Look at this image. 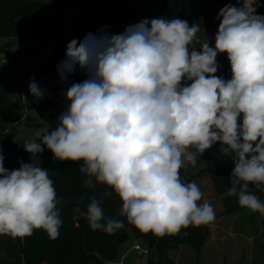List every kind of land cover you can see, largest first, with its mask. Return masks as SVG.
<instances>
[{
    "label": "clouds",
    "instance_id": "clouds-1",
    "mask_svg": "<svg viewBox=\"0 0 264 264\" xmlns=\"http://www.w3.org/2000/svg\"><path fill=\"white\" fill-rule=\"evenodd\" d=\"M237 2L220 9L214 47L205 37L199 51L204 29L179 18L144 19L120 34L100 30L71 40L59 77L66 82L79 66L88 78L67 88L54 130L14 135L30 163L10 171L0 154V235L23 240L43 230L59 237L61 200L39 160L45 147L54 160L80 163L84 187L110 189L90 197L86 210L83 198L73 209L93 231L124 228L101 206L113 193L119 215L143 233L163 237L213 222L214 207L201 203L202 190L185 182L181 169L195 167L197 154L218 142L234 165L221 199L237 197L241 207L264 215L253 191L264 192V15L256 14L257 0ZM221 53L230 62L228 80L216 75ZM28 87L37 101L44 97L34 78Z\"/></svg>",
    "mask_w": 264,
    "mask_h": 264
},
{
    "label": "trees",
    "instance_id": "trees-1",
    "mask_svg": "<svg viewBox=\"0 0 264 264\" xmlns=\"http://www.w3.org/2000/svg\"><path fill=\"white\" fill-rule=\"evenodd\" d=\"M227 4L240 7L237 0H160L157 18L171 20L179 18L186 20L191 26L198 23L204 31H215L219 27L218 13ZM57 5H65L78 10L90 23L91 33L97 34L100 30L108 34L123 33L127 26L134 25L147 19L142 0H0V38L22 37L29 29L36 35H45L48 30L58 31L64 26V19L54 16ZM256 14L264 15V0H257ZM114 9L116 12V28L112 33L107 20V13ZM201 31L198 35H200ZM198 51L200 50L197 49ZM37 53L36 49L23 50L20 54L10 55V64L0 66V131L5 132L12 124L22 120L26 115L21 104L14 100L13 93H20L25 81L30 77L31 58ZM66 49L63 45L54 48V55L59 62L65 59ZM219 64L217 76L225 80L231 78L230 62L227 56L218 54ZM25 72L26 76L22 73ZM79 83L88 78L87 71L80 69L69 74ZM41 87H45L54 80L51 63L40 70ZM27 109H36L48 122L49 131L54 130L58 122L54 115L44 110L41 104L24 89ZM67 108V107H66ZM66 108L63 110L65 111ZM219 142L203 154L207 171L214 183L215 190L227 213H243L247 208L238 204L237 197L221 199L231 187L229 182L233 162L230 157L221 155ZM0 154L4 157V167L8 170L18 169L22 163H30L31 154L26 152L22 143H14L13 138L0 139ZM40 166L49 173L53 180L62 226L60 235L51 239L43 230H35L31 236L12 238L0 235V264H107L115 258L120 246L132 236L141 238L149 249L148 264H175L169 256V251L178 249L182 245L194 247L199 254L209 237L208 225L188 227L178 234L156 236L152 233H143L129 224L126 217L119 215L121 201L113 193L111 197L102 198L101 206L105 216L124 221V228L113 234L100 230L93 231L87 220L75 214L73 209L78 200L83 198L82 210H86L90 197L95 195L101 198L105 191H110L103 185L96 189L84 187L85 179L80 172V163L61 162L53 159V154L45 147L39 154ZM181 178L189 182L186 166L181 169ZM262 202L264 192L253 189ZM259 212H251L250 218H257ZM250 220V219H249ZM3 254V255H1ZM155 254V257L153 256Z\"/></svg>",
    "mask_w": 264,
    "mask_h": 264
},
{
    "label": "rangeland",
    "instance_id": "rangeland-1",
    "mask_svg": "<svg viewBox=\"0 0 264 264\" xmlns=\"http://www.w3.org/2000/svg\"><path fill=\"white\" fill-rule=\"evenodd\" d=\"M111 2V0H108ZM144 12L151 18H157L159 12L160 0H142ZM65 5H57L54 16L64 19V27L59 31L48 30L45 35H36L32 29L22 37H2L0 38V66L10 64L11 54H20L23 50L36 49L37 53L31 58L30 77L24 83V89L29 90V84L32 79L44 91V97L37 101L42 108L50 112L57 118L67 107V101L64 93L67 88L76 83L73 76L69 75L66 82H62L57 72V64L60 63L54 55V48L63 45L65 49L67 44L76 39L82 41L84 37L91 33L90 23L86 18L80 15L66 16L64 12ZM71 15V16H70ZM83 20H81V19ZM84 18V19H83ZM107 20L110 30L113 33L116 28V12L111 9L107 13ZM218 31H204L199 37L197 43L199 49L205 37L209 45L214 47L215 34ZM51 63L54 80L41 87L40 70ZM26 76V73H22ZM24 90L21 89L13 93L14 100L21 104L26 112V117L12 124L5 132L0 131V139L14 138L18 132H23L25 136L31 133L49 127V122L36 110L26 109L27 101ZM26 105V108H25ZM58 122V121H57ZM194 151V149H193ZM198 155L197 165L193 167L186 164V171L189 182H196L203 192L201 203L209 202L215 210V220L208 223L209 237L204 243L202 250L198 254L196 249L190 245L172 250L169 256L175 264H264V215L253 219L249 217L250 210L246 209L243 213H227L215 190L213 180L210 174L205 171L206 162L203 155ZM250 219V220H249ZM139 243L144 249L147 243L141 238L131 237L121 248L125 264H148V254L140 253L134 245ZM3 255V254H1ZM155 257V254H153Z\"/></svg>",
    "mask_w": 264,
    "mask_h": 264
},
{
    "label": "crops",
    "instance_id": "crops-1",
    "mask_svg": "<svg viewBox=\"0 0 264 264\" xmlns=\"http://www.w3.org/2000/svg\"><path fill=\"white\" fill-rule=\"evenodd\" d=\"M55 11V10H54ZM64 12H65V14H66V16H68L69 14H71V15H76L77 16V14L78 15H80L81 17H84L78 10H76L75 8H73V7H67V6H64ZM70 15V16H71ZM78 17V16H77ZM85 18V17H84ZM83 18V19H84ZM81 19V18H80ZM82 20V19H81ZM83 21V20H82ZM64 27V26H63ZM61 30V29H60ZM59 30V31H60ZM24 87V86H23ZM22 87V89L24 90V88ZM132 237H134V236H132ZM125 243H127V241L125 242ZM125 243H123L121 246H120V248H119V251H118V254H117V258H120L121 256H122V253H121V248H122V246L125 244ZM183 246V245H182ZM182 246H180V247H182ZM179 247V248H180ZM172 251V250H171ZM171 251H169V253L171 252Z\"/></svg>",
    "mask_w": 264,
    "mask_h": 264
},
{
    "label": "built area",
    "instance_id": "built-area-1",
    "mask_svg": "<svg viewBox=\"0 0 264 264\" xmlns=\"http://www.w3.org/2000/svg\"><path fill=\"white\" fill-rule=\"evenodd\" d=\"M25 103H26V100L24 101V104ZM25 108H26V105H25ZM134 247L140 253H143V252H146L147 254L149 253L148 247L146 249H144L138 242L134 245ZM107 264H125V263H124L123 259L115 257V258L108 260Z\"/></svg>",
    "mask_w": 264,
    "mask_h": 264
},
{
    "label": "water",
    "instance_id": "water-1",
    "mask_svg": "<svg viewBox=\"0 0 264 264\" xmlns=\"http://www.w3.org/2000/svg\"><path fill=\"white\" fill-rule=\"evenodd\" d=\"M221 55H222V56H227V54H226V53H221Z\"/></svg>",
    "mask_w": 264,
    "mask_h": 264
}]
</instances>
